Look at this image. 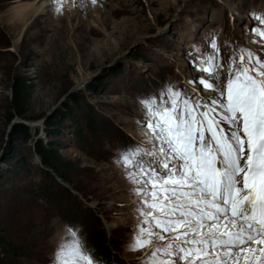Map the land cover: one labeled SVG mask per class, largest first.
I'll list each match as a JSON object with an SVG mask.
<instances>
[{
    "label": "rangeland",
    "instance_id": "rangeland-1",
    "mask_svg": "<svg viewBox=\"0 0 264 264\" xmlns=\"http://www.w3.org/2000/svg\"><path fill=\"white\" fill-rule=\"evenodd\" d=\"M47 1L21 33L13 9ZM63 9L57 14L54 0H0V238L7 242L0 264H52L68 226L102 264H140L142 253L128 250L137 201L117 163L120 149L140 140L139 100L165 84L185 87L197 75L192 55L199 58L209 38L225 61L236 45L264 56L250 43L258 23L251 17L264 16V0H64ZM16 80L32 94L26 119L9 121ZM56 118L59 132L49 134ZM18 124L29 129L27 142L12 133ZM38 143L67 171L43 167Z\"/></svg>",
    "mask_w": 264,
    "mask_h": 264
},
{
    "label": "snow or ice",
    "instance_id": "snow-or-ice-1",
    "mask_svg": "<svg viewBox=\"0 0 264 264\" xmlns=\"http://www.w3.org/2000/svg\"><path fill=\"white\" fill-rule=\"evenodd\" d=\"M251 18L250 43L264 49V16ZM192 59L185 87L140 98V140L119 151L137 201L128 250L140 264H264V56L236 45L225 61L212 37ZM67 234L52 264H102L74 226Z\"/></svg>",
    "mask_w": 264,
    "mask_h": 264
},
{
    "label": "trees",
    "instance_id": "trees-1",
    "mask_svg": "<svg viewBox=\"0 0 264 264\" xmlns=\"http://www.w3.org/2000/svg\"><path fill=\"white\" fill-rule=\"evenodd\" d=\"M99 82L100 81L96 82L94 85H91L89 89L93 92L96 91L97 90L96 86H98L97 84H99ZM31 91H32L31 87L28 86L22 80L14 81V83L11 86V98H10V103L8 106L9 113H10L9 121H11L13 117L26 119L25 115L27 114L28 105L31 99V94H32ZM73 101L77 103L76 98ZM65 108H66V114L68 115L69 118H71L72 121H74V124L76 126L75 134L81 137L82 127L78 124L77 119L73 115V113H71L73 112V108H71L68 105H66ZM89 119L90 121H92L91 117ZM58 120L59 118H56L49 122V125H48L49 129H47V132L49 134H55L59 132V127L58 129L53 128L55 127L53 125L57 124ZM89 123H88V130L91 131L94 129L93 127L94 125L92 122H89ZM58 126L61 127V122L58 123ZM12 133L15 136L23 139L24 142H27L28 140H30L29 129L24 125H21V124L15 125L12 129ZM36 155L39 157L40 164L43 167L57 168L58 170L63 171V172L67 171V168H68L67 164L62 161L61 157L54 150L43 147L40 143H38L36 146ZM13 156H14V150H12V152L7 157L12 158ZM3 243L4 245H7V242L4 241L2 238H0V254L5 252L4 249H2ZM105 264H108L107 260Z\"/></svg>",
    "mask_w": 264,
    "mask_h": 264
},
{
    "label": "bare ground",
    "instance_id": "bare-ground-1",
    "mask_svg": "<svg viewBox=\"0 0 264 264\" xmlns=\"http://www.w3.org/2000/svg\"><path fill=\"white\" fill-rule=\"evenodd\" d=\"M51 5V2H44L40 5L27 4V5H17L13 11L11 18L13 21H18L19 23H22V31L25 29L27 22L33 18H35L37 15H39L45 8ZM19 41V38L16 42ZM197 74V73H196Z\"/></svg>",
    "mask_w": 264,
    "mask_h": 264
}]
</instances>
